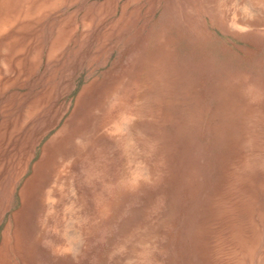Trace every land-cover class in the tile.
I'll use <instances>...</instances> for the list:
<instances>
[{
    "label": "rangeland",
    "instance_id": "1",
    "mask_svg": "<svg viewBox=\"0 0 264 264\" xmlns=\"http://www.w3.org/2000/svg\"><path fill=\"white\" fill-rule=\"evenodd\" d=\"M0 264H264V0H0Z\"/></svg>",
    "mask_w": 264,
    "mask_h": 264
},
{
    "label": "bare ground",
    "instance_id": "2",
    "mask_svg": "<svg viewBox=\"0 0 264 264\" xmlns=\"http://www.w3.org/2000/svg\"><path fill=\"white\" fill-rule=\"evenodd\" d=\"M235 24V23H234ZM242 27V26H241ZM240 28V27H239Z\"/></svg>",
    "mask_w": 264,
    "mask_h": 264
}]
</instances>
